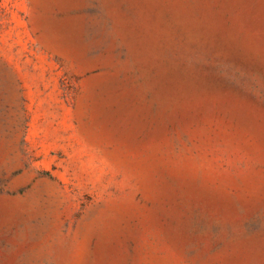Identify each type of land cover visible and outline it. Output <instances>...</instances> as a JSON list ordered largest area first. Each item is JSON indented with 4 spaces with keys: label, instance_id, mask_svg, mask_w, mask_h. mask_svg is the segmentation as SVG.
<instances>
[{
    "label": "rangeland",
    "instance_id": "rangeland-1",
    "mask_svg": "<svg viewBox=\"0 0 264 264\" xmlns=\"http://www.w3.org/2000/svg\"><path fill=\"white\" fill-rule=\"evenodd\" d=\"M0 264H264V0H0Z\"/></svg>",
    "mask_w": 264,
    "mask_h": 264
}]
</instances>
